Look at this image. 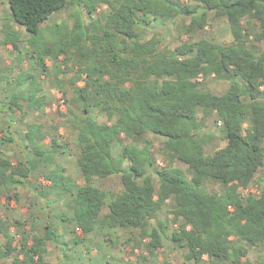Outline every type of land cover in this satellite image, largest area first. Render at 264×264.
I'll list each match as a JSON object with an SVG mask.
<instances>
[{
	"label": "trees",
	"instance_id": "1",
	"mask_svg": "<svg viewBox=\"0 0 264 264\" xmlns=\"http://www.w3.org/2000/svg\"><path fill=\"white\" fill-rule=\"evenodd\" d=\"M69 2L9 0L10 15L37 36L41 25ZM98 4L106 5L110 13L94 20ZM84 7L91 19L88 24L78 17L69 31L61 30L32 57L43 72L48 58L59 75L73 74L65 86L57 76V86L68 103L82 184L77 186L70 178L68 188L51 172L46 177L55 184L52 190L63 183L64 194L72 197L73 218L84 233L138 230L141 241L148 239L145 248L151 257L169 238L186 249L188 261L199 263L206 256L209 264H252L249 251L264 245V189L247 195L241 190H247L264 167V48L250 41L253 35L256 42L264 41V0H187L181 5L179 0H87ZM210 13L227 19L233 43L200 39L171 50L156 36L141 40L145 28L179 16L190 19L187 33L202 31ZM212 75L229 82L222 95L197 81ZM21 99L35 111L45 102L36 93L24 92ZM93 113L102 114L110 124L99 123ZM213 115L222 124L226 145L208 154V138L201 129L203 120ZM147 134L163 138L162 154L183 163L187 171L171 165L157 170L156 187L147 173L154 165L149 147H139ZM121 135L131 142L116 162L113 146L122 144ZM26 137L35 157L24 169V164L14 166L0 156V195L23 183L24 170L31 173L44 162L42 127H33ZM125 160L128 171L123 170ZM113 175H121V194L95 186L97 180ZM210 184L222 186L223 192L213 191ZM168 200L173 201V221L182 222L170 236L162 226L150 229ZM106 207L109 212L102 216ZM17 225L18 247L10 227L0 220L6 241L0 246V264H46V242L56 234L50 226L41 235L36 228L27 233L22 222Z\"/></svg>",
	"mask_w": 264,
	"mask_h": 264
},
{
	"label": "rangeland",
	"instance_id": "2",
	"mask_svg": "<svg viewBox=\"0 0 264 264\" xmlns=\"http://www.w3.org/2000/svg\"><path fill=\"white\" fill-rule=\"evenodd\" d=\"M69 4L59 13L50 16L41 25L39 35L28 33L24 27L13 21L10 15L9 0H0V156L8 158L14 166L27 163L34 159L24 132L30 124H38L42 127V133L46 136L42 145L46 150L44 162H38L35 171L28 173L24 170L26 178H20L23 182L17 188H9L0 195V220L10 227V234L15 236L14 246L18 247L20 235H18L17 222L25 224V231L31 233V228L45 235V229L50 226L56 234L46 242V264H209L205 256L199 263L186 258V249L176 247L166 238L163 247L154 257L148 254L145 244L148 239L141 241L138 230L109 229L94 230L84 233L76 224L71 208L72 197L65 195L63 183L70 188L71 180L77 186L82 184V178L77 168V156L79 150L75 145L72 128L70 125L66 98L59 91L57 76L65 86L72 73L59 75L55 62L45 59L46 72L42 71V64L33 59L36 51L54 40L61 30H70L79 17L83 24H88L91 19L84 3L87 0H69ZM186 3L187 0H179ZM110 13L106 5L98 4L92 13L94 20L101 19L103 15ZM208 26L204 30L187 33L185 28L190 24V19L179 16L170 22H156L142 31L141 40H149L156 36L164 47L174 50L183 44H192L200 39H207L212 43L230 44L234 39L230 25L226 18L216 17L214 13L208 15ZM255 26V25H254ZM258 25L254 27V34ZM254 36V35H253ZM250 37L251 45L264 48L263 42H256ZM14 44L17 47H14ZM30 82L38 87V96H44L45 102L41 111L35 112L28 108L27 103L21 99V92L25 87L19 84ZM213 94L222 95L229 87V82L217 78L214 75L199 82ZM58 85V86H57ZM80 86L83 82L79 83ZM26 93H30L26 92ZM99 123H108L102 114H92ZM200 119L202 115L199 114ZM68 117V118H67ZM8 126L11 133L8 132ZM203 136H207L205 145L206 153L212 154L226 145L222 124L217 116L203 120ZM122 144L113 146V156L119 162L121 151L128 146L131 140L121 135ZM164 139L147 134L139 147H149L151 160L154 165L148 169L156 187L158 186L157 170H162L167 165L187 171V167L179 161H169L163 154ZM123 170H129V162L123 163ZM59 172L63 183L60 189L52 190L45 183L50 181L47 175L51 172ZM72 178L70 181L69 179ZM51 182V181H50ZM95 186L101 190L117 195L124 191L121 175H113L95 182ZM216 192H223L219 185H208ZM264 189V167L256 176L253 184L247 190H241L243 194H259ZM168 205L163 208L157 218L150 222V229H160L162 226L170 236L177 230L182 222H174L170 214L173 209V201L168 200ZM109 212L106 207L103 215ZM168 236V237H169ZM5 238L0 233V246L5 244ZM32 242L29 241V245ZM16 254V253H15ZM252 264H264V245L252 248L248 255Z\"/></svg>",
	"mask_w": 264,
	"mask_h": 264
},
{
	"label": "crops",
	"instance_id": "3",
	"mask_svg": "<svg viewBox=\"0 0 264 264\" xmlns=\"http://www.w3.org/2000/svg\"><path fill=\"white\" fill-rule=\"evenodd\" d=\"M19 87H25V89L21 92V94L22 93H26V92H29V90H30V93H36V91H38L39 90V88L38 87H36V86H34L32 83H30V82H27V83H24V84H19ZM27 103V106H28V108H30L31 110H33L32 109V104L31 103H28V102H26ZM43 109V107L40 109V110H38V111H41ZM33 111H35V110H33ZM38 111H35V112H38ZM38 126H40V125H38V124H30V125H28L27 126V130L24 132V137H25V140H26V142H27V145H26V147L28 148V149H30L31 150V152L33 153V155H34V148H33V146H32V143H30V141L27 139V137H26V134L30 131V129H32L33 127H38ZM10 128H12L11 126H8V132L9 133H11V131H9V129ZM34 157H35V155H34ZM55 172V174H57V180H60L59 178H60V176H58L59 175V172H56V171H54ZM51 175V174H50ZM56 179V178H55ZM46 184V186H49L50 188H54V186H55V184L54 183H52V181L50 182V181H47V183H45Z\"/></svg>",
	"mask_w": 264,
	"mask_h": 264
},
{
	"label": "built area",
	"instance_id": "4",
	"mask_svg": "<svg viewBox=\"0 0 264 264\" xmlns=\"http://www.w3.org/2000/svg\"><path fill=\"white\" fill-rule=\"evenodd\" d=\"M197 81H198V82H201V81H202V76H199V77L197 78Z\"/></svg>",
	"mask_w": 264,
	"mask_h": 264
}]
</instances>
